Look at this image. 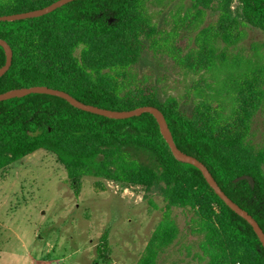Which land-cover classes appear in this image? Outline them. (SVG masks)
Wrapping results in <instances>:
<instances>
[{"label": "trees", "instance_id": "1", "mask_svg": "<svg viewBox=\"0 0 264 264\" xmlns=\"http://www.w3.org/2000/svg\"><path fill=\"white\" fill-rule=\"evenodd\" d=\"M56 1L0 0V16ZM235 1L75 0L41 17L0 21V39L13 52L0 94L46 86L109 110L159 108L177 147L204 163L264 231V142L255 130L264 112V59L228 55L248 28L264 34V0H237L236 12ZM152 7L162 20L154 19ZM147 58L192 75L186 90L172 95L166 73L141 71ZM5 63L0 46V68ZM38 150L57 157L76 194L85 177L159 189L166 209L137 264H158L177 243L173 208L193 214L188 230L201 239L200 261L264 264L253 227L197 167L174 157L152 114L113 119L49 94L0 101V171ZM243 175L255 185L235 181Z\"/></svg>", "mask_w": 264, "mask_h": 264}, {"label": "rangeland", "instance_id": "2", "mask_svg": "<svg viewBox=\"0 0 264 264\" xmlns=\"http://www.w3.org/2000/svg\"><path fill=\"white\" fill-rule=\"evenodd\" d=\"M239 5L236 0L232 9L236 12ZM151 12L162 20L157 8ZM216 13L210 11L211 20ZM246 32L228 55L264 59L263 32ZM171 67L166 71L149 58L139 66L144 72L166 73L167 90L178 96L192 75ZM255 130L257 140L264 142V112ZM165 209L157 188L122 187L104 179L83 178L76 194L57 157L38 150L0 171V264H137ZM192 215L173 208L181 235L158 264H206L200 261V237L188 230Z\"/></svg>", "mask_w": 264, "mask_h": 264}, {"label": "water", "instance_id": "3", "mask_svg": "<svg viewBox=\"0 0 264 264\" xmlns=\"http://www.w3.org/2000/svg\"><path fill=\"white\" fill-rule=\"evenodd\" d=\"M72 1H75V0H58L54 2L53 4L47 7L41 8V9L0 16V21H17V20H23V19H28V18L41 17L43 15L53 12L54 10ZM0 46L4 48V51L6 53V63L4 64L3 67L0 68V77H2L11 67L13 52L9 44L3 39H0ZM30 94H49V95L57 96V97L67 100L71 105L79 109H82L90 113L98 114L101 116H105L108 118H113V119H125V118L134 117V116H140L143 113L152 114L156 118L159 124L160 130H161V133L164 139L166 140V142L168 143L174 157L178 161L189 163L197 167L202 172L203 176L205 177V179L207 180L211 188H213L214 191L218 194V196L235 213H237L239 216L244 218L253 227L255 233L259 237L264 247V231L260 227L258 222L254 219V217L251 214H249L247 210L240 207L230 197H228V195L218 185V183L212 176L211 172L209 171L208 167L204 163H202L196 157L182 152L177 147L174 141L172 132L166 121L165 115L159 108L154 107V106H143V107L136 108L134 110H123V111L109 110V109L100 108V107H97L91 104H85L77 100L76 98H74L73 96H71L69 93L65 91L49 88L46 86H33V87H28V88L13 89V90L0 94V101L12 99V98H21V97H24ZM241 180H248L251 186L255 185L254 179L250 175L240 176L235 181L238 182Z\"/></svg>", "mask_w": 264, "mask_h": 264}, {"label": "built area", "instance_id": "4", "mask_svg": "<svg viewBox=\"0 0 264 264\" xmlns=\"http://www.w3.org/2000/svg\"><path fill=\"white\" fill-rule=\"evenodd\" d=\"M56 264H59V262H56Z\"/></svg>", "mask_w": 264, "mask_h": 264}]
</instances>
